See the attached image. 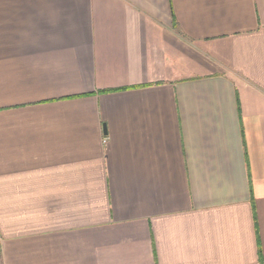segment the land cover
Masks as SVG:
<instances>
[{"label":"crops","instance_id":"0c3cea01","mask_svg":"<svg viewBox=\"0 0 264 264\" xmlns=\"http://www.w3.org/2000/svg\"><path fill=\"white\" fill-rule=\"evenodd\" d=\"M0 264H264V0H0Z\"/></svg>","mask_w":264,"mask_h":264},{"label":"water","instance_id":"95a60500","mask_svg":"<svg viewBox=\"0 0 264 264\" xmlns=\"http://www.w3.org/2000/svg\"><path fill=\"white\" fill-rule=\"evenodd\" d=\"M105 132H107L106 129H105Z\"/></svg>","mask_w":264,"mask_h":264},{"label":"built area","instance_id":"2783aa9c","mask_svg":"<svg viewBox=\"0 0 264 264\" xmlns=\"http://www.w3.org/2000/svg\"><path fill=\"white\" fill-rule=\"evenodd\" d=\"M107 141V140H106Z\"/></svg>","mask_w":264,"mask_h":264}]
</instances>
